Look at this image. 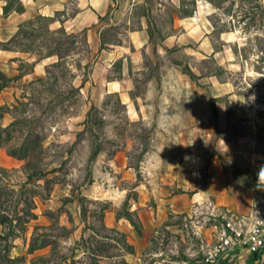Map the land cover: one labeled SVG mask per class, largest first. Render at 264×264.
<instances>
[{"label": "rangeland", "instance_id": "1", "mask_svg": "<svg viewBox=\"0 0 264 264\" xmlns=\"http://www.w3.org/2000/svg\"><path fill=\"white\" fill-rule=\"evenodd\" d=\"M0 1V264H190L264 217V0H164L122 94L108 47Z\"/></svg>", "mask_w": 264, "mask_h": 264}, {"label": "crops", "instance_id": "2", "mask_svg": "<svg viewBox=\"0 0 264 264\" xmlns=\"http://www.w3.org/2000/svg\"><path fill=\"white\" fill-rule=\"evenodd\" d=\"M23 1L26 5L25 14L18 21L13 22L14 29L21 22L34 16H41L48 18L56 29L65 30L66 34H78L77 36L83 34L87 45L91 48L108 47L109 49L104 50V61L112 63L119 60L122 69L119 77L113 76L106 82L105 88L108 92L121 94L124 93L128 85L129 69L132 65L140 67L144 64V57L152 44L149 33L150 16L155 10L159 11V7L161 10L165 7L164 0L155 3L156 8L153 6L144 7L147 5V0ZM2 2L0 1V12L3 8ZM137 6L144 7L142 13L138 15L134 13ZM15 14L16 12L9 11L8 17L11 18ZM169 19V29L174 30L177 26L184 25L185 21L191 17H180L173 12ZM111 27L115 31L117 39L107 42L103 38V31ZM11 29L12 24H9V31ZM168 37L169 35H167ZM77 44L78 42L75 43V45ZM219 117H222L221 112ZM228 257L237 259L243 264L252 262L251 254L245 251L239 255L234 254Z\"/></svg>", "mask_w": 264, "mask_h": 264}, {"label": "built area", "instance_id": "3", "mask_svg": "<svg viewBox=\"0 0 264 264\" xmlns=\"http://www.w3.org/2000/svg\"><path fill=\"white\" fill-rule=\"evenodd\" d=\"M264 184V175L257 179ZM216 240L202 258L194 260L190 264H243L237 259L228 256L242 252L250 253V264H264V217L254 210L248 214L236 216L234 222L221 223L214 226Z\"/></svg>", "mask_w": 264, "mask_h": 264}, {"label": "clouds", "instance_id": "4", "mask_svg": "<svg viewBox=\"0 0 264 264\" xmlns=\"http://www.w3.org/2000/svg\"><path fill=\"white\" fill-rule=\"evenodd\" d=\"M262 174H264V169H261V171L259 173V175H262Z\"/></svg>", "mask_w": 264, "mask_h": 264}]
</instances>
